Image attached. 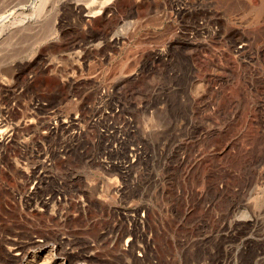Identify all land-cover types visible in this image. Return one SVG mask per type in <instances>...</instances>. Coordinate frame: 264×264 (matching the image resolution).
I'll list each match as a JSON object with an SVG mask.
<instances>
[{
    "label": "rangeland",
    "instance_id": "rangeland-1",
    "mask_svg": "<svg viewBox=\"0 0 264 264\" xmlns=\"http://www.w3.org/2000/svg\"><path fill=\"white\" fill-rule=\"evenodd\" d=\"M0 98V264H264V0H0Z\"/></svg>",
    "mask_w": 264,
    "mask_h": 264
},
{
    "label": "built area",
    "instance_id": "built-area-1",
    "mask_svg": "<svg viewBox=\"0 0 264 264\" xmlns=\"http://www.w3.org/2000/svg\"><path fill=\"white\" fill-rule=\"evenodd\" d=\"M32 67L35 69V71L33 73H31L32 71H28L27 72V73H29V75L27 77L29 83H33V81H35V77L38 75V73L41 76H42V74H41L42 72H44V73L47 72L49 74L48 67H47V65L44 64L42 59L39 60L38 62H36L35 64H33ZM36 69H38V70H36ZM27 73H26V75H27ZM34 86L35 85H31V87H33V89L36 90ZM0 100H1V98H0ZM9 105H10L11 109L12 108L19 109V106H20V104L17 103L16 100H12L11 103H9ZM51 106L52 105L48 104L47 102L39 101V100L37 101V103L34 104V108L35 109L38 108V111L36 112V115H35V117L37 116L38 120L35 119L34 127H38L39 126V124L42 122L41 119L48 113L47 112L48 109L52 108ZM0 109L3 110L4 116L6 118V113L5 112L9 108L6 107V105H4L3 101L0 102ZM118 118H121V117H118ZM63 120H64V117L60 121H58V119L57 120L55 119L53 122H50V120H49L48 123H46V124H48L46 129L45 130H41L45 134V136L46 137L52 136L53 139H56L57 136L59 135L60 136V140H59V142L55 140L53 142V144L50 146L49 149H47V147H43L44 143H42V141H39V144H36L37 146H39V147H37L38 149H36V153H38V154H36L34 156V158H38L40 155H42V153H39V150L41 151V149H42L40 147H43V149H44V152H43L45 154L44 158L48 160V162H47L48 164H49V161H50V159L52 158V156L54 154L58 155L61 159H66L67 158V156H65V154H64V150L66 149L67 143H66V141L64 139L65 138V133H64V130H63V124H64ZM7 122L9 124V126L13 128V131H14V127H16V132H15V134H16L15 136L16 137L20 136V134H21V130L20 129H22V128L25 129L24 128L25 124L23 126L24 121H23V123H22V121H17V123H14V124L12 122H9L8 120H7ZM133 124L134 123H133V120L131 118L123 117L122 119H118V124L115 122V124L113 126H119L121 129H124V131L127 130L124 133H126L125 136H128L129 133L133 131V129H132L133 128ZM105 125H107L108 127L106 128V130H102V132H103L102 134H101V132H99V135H100V137H103V138H105L107 140H111L112 134H110V132H113V130L112 131H108V129L110 128V123L109 122L107 124H105ZM23 131L26 132V130H23ZM117 131L119 132L120 130L118 129ZM18 133H20V134H18ZM1 135L2 134L0 133V136ZM24 135H25V133L20 137L19 141H14V146L15 147H19L20 149H24L25 148V142H24V139H23ZM125 136L120 137L121 139L119 140V143L123 144V143L126 142L125 141V139H126ZM107 144H109V143H107ZM14 146H11V147H14ZM11 147H9V148H11ZM118 147L122 148V145L118 144ZM135 147H141V146L136 145V144L134 146H130L129 152H132V150ZM110 149L112 150L113 154H115L114 150L111 147H110ZM48 151H50V152H48ZM129 156H130V153H129ZM43 159H42V161H43ZM138 162L139 161H136V163H138ZM37 163H38V161H37ZM151 166H153L152 163H151ZM142 216H144V212L142 213Z\"/></svg>",
    "mask_w": 264,
    "mask_h": 264
},
{
    "label": "bare ground",
    "instance_id": "bare-ground-1",
    "mask_svg": "<svg viewBox=\"0 0 264 264\" xmlns=\"http://www.w3.org/2000/svg\"><path fill=\"white\" fill-rule=\"evenodd\" d=\"M79 14V13H78ZM237 53V52H236ZM0 116L2 117V124L3 125H5L6 123H8L7 122V120H6V118L4 117V114H3V110H1L0 109ZM100 117V116H99ZM70 118H72V117H70ZM73 119V118H72ZM78 119V118H77ZM73 120H76V118H74ZM67 121H68V119H67ZM69 121H70V119H69ZM68 121V122H69ZM80 121V120H79ZM71 122H72V120H71ZM64 123H65V126H66V120H64ZM76 123V122H75ZM70 124V123H69ZM77 124V123H76ZM80 124V123H79ZM69 126V125H68ZM72 126L73 125H71V127L70 128H72ZM68 130H69V128H67ZM73 129V128H72ZM75 129V128H74ZM12 131V130H11ZM75 132V131H74ZM74 132H73V134H74ZM72 133V132H71ZM13 134V131L12 132H10L8 135H7V137H9V139H11V135ZM75 134H76V132H75ZM72 135V134H71ZM75 136V135H74ZM77 141V140H76ZM72 146V145H71ZM73 149V148H72ZM80 150V149H79ZM69 153V152H68ZM70 154V153H69ZM79 154V153H78ZM66 155L68 156V154L66 153ZM86 155V154H85ZM81 156V155H80ZM135 156V155H134ZM86 157V156H85ZM73 158H75L77 161H78V159H81L80 157H78V156H75V157H73ZM126 163V162H125ZM128 165V164H127ZM127 165H125V166H127ZM130 165H132L131 164V162H130ZM129 165V166H130ZM50 177V176H49ZM28 179H29V177H28ZM35 182V184H34V187H32V191L27 195V201H30L31 200V198H33V196H34V193H37V189H38V185H42V183L44 184V183H49L50 181H49V179H48V176L47 175H44V174H37L36 176H35V180H34ZM62 182V181H61ZM33 184V183H32ZM43 186V185H42ZM44 187V186H43ZM62 187H64V186H62ZM36 189V191H34ZM45 190V189H44ZM40 191V190H39ZM44 192V191H43ZM48 192V191H47ZM47 195V194H46ZM53 196V195H52ZM38 198V197H37ZM55 199V198H54ZM46 200V199H45ZM42 203H47L48 204V199H47V201H41ZM46 210V209H45ZM57 211V210H56ZM14 241V240H13ZM42 241V240H41ZM128 241H129V239H128ZM17 242H19V241H17ZM131 242V241H130ZM134 242V241H133ZM21 245H14L15 247H9L8 249H7V253L9 254V255H19V251H20V249L19 248H22V242H19ZM25 243V242H24ZM125 243H127V244H129L128 242H125ZM132 243V242H131ZM130 243V244H131ZM13 244H15V243H13ZM18 244V243H17ZM39 245V244H38ZM10 246V245H9ZM27 246V245H26ZM37 246V245H36ZM133 246V245H132ZM136 246V245H135ZM134 246V247H135ZM23 247H24V245H23ZM41 250H39L40 251V254H42L41 256L42 257H44L43 258V260L44 259H47V258H45L46 257V255H49V253H52V251H53V247L52 246H46V247H43L42 245H39L38 246ZM127 247V246H126ZM128 247H129V245H128ZM130 249H131V247H129ZM124 249V248H123ZM126 250H129L128 248L126 249ZM5 251V250H4ZM16 251V252H15ZM137 251H138V249H137ZM6 252V251H5ZM46 252V253H45ZM133 252H134V250H133ZM16 253V254H15ZM45 253V254H44ZM8 255V256H9ZM7 256V255H6ZM27 256V255H26ZM41 256H39V257H41ZM16 257V256H15ZM10 258V257H9ZM13 258V257H12ZM11 258V259H12ZM24 258V257H23ZM138 259H139V257H138ZM57 260V259H56ZM58 261V260H57ZM45 263H46V261H45ZM62 263V262H61ZM40 264V263H39ZM49 264V263H48ZM55 264H57V263H55ZM79 264V263H78ZM80 264H82V263H80Z\"/></svg>",
    "mask_w": 264,
    "mask_h": 264
}]
</instances>
